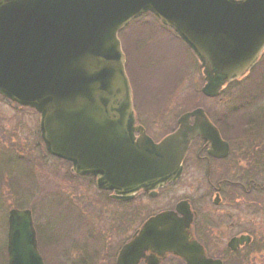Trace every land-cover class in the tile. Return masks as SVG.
I'll use <instances>...</instances> for the list:
<instances>
[{"label":"water","instance_id":"1","mask_svg":"<svg viewBox=\"0 0 264 264\" xmlns=\"http://www.w3.org/2000/svg\"><path fill=\"white\" fill-rule=\"evenodd\" d=\"M148 12L192 51L208 97L246 77L264 54V0H0V95L36 110L47 152L70 162L75 175H92L116 201L141 191L153 197L175 182L197 137L212 156L229 151L200 108L158 143L136 125L118 33ZM189 223V215L149 219L117 264H137L148 246L186 264L215 263L189 240ZM248 241L242 235L229 247ZM7 250L8 264H44L29 210L9 212Z\"/></svg>","mask_w":264,"mask_h":264},{"label":"rangeland","instance_id":"2","mask_svg":"<svg viewBox=\"0 0 264 264\" xmlns=\"http://www.w3.org/2000/svg\"><path fill=\"white\" fill-rule=\"evenodd\" d=\"M155 22L144 15L118 34L137 121L147 134L158 141L176 127L180 114L201 107L237 148L247 149L250 140L264 143V56L250 76L208 99L201 94L196 61ZM189 172L155 199L141 194L129 205H117L90 177L74 175L69 164L45 151L35 111L0 97V264H7V219L13 208L31 211L44 264H89L92 258L95 264H114L128 231L155 210L186 198L197 211L195 226L203 241L215 233L224 246L237 231L246 230L255 240L237 258L242 264H264V172L252 177L260 185L253 196L226 192L217 207L205 178ZM250 178L244 172V181ZM220 179L211 177L213 183ZM254 198L260 205L257 214L247 208ZM223 212L230 216L223 218ZM235 219L238 225L231 230Z\"/></svg>","mask_w":264,"mask_h":264},{"label":"flooded vegetation","instance_id":"3","mask_svg":"<svg viewBox=\"0 0 264 264\" xmlns=\"http://www.w3.org/2000/svg\"><path fill=\"white\" fill-rule=\"evenodd\" d=\"M217 128L220 131L221 137L224 141H226L229 144V154L226 157L223 158H216L211 156L208 153V147L206 145V142L201 139H195L190 148L189 151L183 161V176L185 175L186 171L191 174V177L193 176H203L206 180V187L208 195H213V205L219 206L221 204L223 193H231L233 195L241 196H253V193L257 190H259V183L256 182V180H252V177L258 176L260 173L264 172V166L260 165V162H264V148H259V146L264 147V143H261L262 140H250L247 144V149L237 148L234 140H229L226 136L225 131L219 127V124L214 123ZM223 130V131H221ZM264 142V141H263ZM247 150V151H245ZM263 167V168H260ZM264 165V163H263ZM244 172L249 173L251 176L250 179L244 181ZM197 174V175H196ZM239 176V177H238ZM211 177L213 179L221 178L220 180L213 183L211 181ZM238 177V179H236ZM180 179V180H181ZM179 180V181H180ZM177 183L173 185L167 186L164 190L168 189L169 187L175 186ZM162 190V191H164ZM109 195V198L111 199V193L108 192H102ZM161 192L158 193V195L154 198L149 197L146 195L148 199H155L160 195ZM254 193V194H255ZM250 203L247 208H250L252 210H246L253 212L257 214V211L259 210V203L255 200ZM180 201H186L187 203H183V212H175L177 203ZM117 205H129L131 202H117L114 201ZM188 208L191 211V215L193 217L192 223L187 229V232L189 234V240L190 241H196L199 243L205 254V258L214 261L215 263L212 264H218L217 261L220 262V264H242L241 261L237 258L238 256L241 257V253L243 250H245L248 247H251L254 243V235L247 232L246 230H240L237 231L233 236H231L229 239H227L226 244L223 246V242L216 240V234L214 233L211 236V239L208 241L202 240V236L204 234H199L197 232V228L195 226V219L197 217V211L193 208L192 202L186 198L181 199L174 203L171 206H165L158 210H155L151 215L146 216L143 218L139 223L138 226L133 229L132 231H128V235L125 236V239L120 243V245L116 248L115 258H114V264L117 262L118 254L121 250V248L131 242L134 237L136 236L137 232L141 230V228L145 225L147 220L153 216H156L160 213L164 212H175L176 215H170L171 218L181 219L183 218V213L187 214ZM223 218L229 217V212H223L222 214ZM231 219H225V221H228ZM237 219L234 220V222L230 221V229H235L237 227ZM225 229H227V225H223ZM212 227L211 231H217L213 229ZM222 230V228H221ZM247 234L250 237V240L247 244L241 245L237 248H230L228 246V243L231 239H234L235 237H238L240 235ZM224 239V238H223ZM216 240V244H215ZM229 258V259H227ZM94 261H93V260ZM89 260V264H95V258H92ZM156 261L157 264H186L185 261L177 256H173L171 254H163L160 255L157 252V249L155 247L148 246V248H144L141 257L137 264H150L153 261Z\"/></svg>","mask_w":264,"mask_h":264},{"label":"trees","instance_id":"4","mask_svg":"<svg viewBox=\"0 0 264 264\" xmlns=\"http://www.w3.org/2000/svg\"><path fill=\"white\" fill-rule=\"evenodd\" d=\"M154 20V19H153ZM155 24L157 25V23L155 22Z\"/></svg>","mask_w":264,"mask_h":264}]
</instances>
